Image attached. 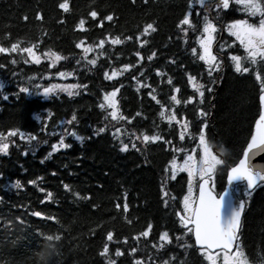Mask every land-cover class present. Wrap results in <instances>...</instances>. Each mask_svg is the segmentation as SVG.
Returning a JSON list of instances; mask_svg holds the SVG:
<instances>
[{"label": "trees", "instance_id": "obj_1", "mask_svg": "<svg viewBox=\"0 0 264 264\" xmlns=\"http://www.w3.org/2000/svg\"><path fill=\"white\" fill-rule=\"evenodd\" d=\"M61 2L64 0H0V43L6 47L15 42L21 47L35 45L41 56L37 65L26 54H0V64H7L0 68V82L5 85L0 90V131L19 128L36 136L35 141L14 137L16 143L9 141V152L0 154V264H135L137 260L143 264H207L177 216L188 186L187 173L179 172L173 179L170 162L182 161L196 147L207 123L209 141L218 151L227 149L223 157L227 166L215 178L217 188H223L227 169L241 157L259 113L257 69L245 64L249 73L235 72L230 55L244 56L245 52L225 29L216 47H224L219 52L224 56L223 65L208 76V65L199 60L204 9L196 5L200 16L194 12L192 17L195 31L184 33L177 26L190 0H67V12L59 8ZM92 10L99 11L101 18L114 14L115 19L100 28L98 20L89 18ZM38 14L43 15L42 20ZM215 14L212 9L211 15ZM220 15L224 22L244 18L232 8ZM81 18L88 21L87 31L76 28ZM150 22L157 30L141 37L147 41L141 46L136 37ZM109 35H120L124 43L111 45ZM129 35L132 41L126 40ZM100 39L106 40L103 50L86 58L75 47L81 40L85 46H95ZM192 48L197 49L196 54ZM49 51L65 59L53 66L46 55ZM153 52L156 56L149 61ZM12 58L17 59L16 64L11 63ZM92 59L97 60L96 65L90 64ZM126 64L132 67L125 70ZM113 71L120 75L108 79L106 74L111 76ZM59 72L65 76L60 77ZM189 75L196 80L190 81ZM261 76L264 78V70ZM52 84L81 87L72 96L66 92L44 96L43 88ZM20 87H29L30 94L20 93ZM117 88L118 114L127 120H113L111 109L99 107L105 103L103 96ZM197 89L204 92L202 99ZM173 95L180 104L171 99ZM201 108L207 116L200 115ZM162 111L165 117L160 116ZM173 111L182 123L187 118L186 129L166 119ZM74 114L77 120L67 124ZM101 127L104 132L99 131ZM116 128L121 131L117 133ZM181 130L185 131L184 141L179 139ZM73 131L76 136L71 135ZM60 135L70 147L54 152L52 145L59 142ZM144 135L163 139L145 142ZM125 143L129 144L127 151L122 150ZM16 180L21 183L19 188L14 186ZM125 203L128 211H124ZM36 211L44 216L36 217ZM51 216L56 221L48 218ZM148 224L153 226L150 235L135 239ZM108 231L114 232L112 242L106 239ZM164 231L173 240L160 249L159 236ZM50 235L61 239L50 242ZM50 243L55 247L50 248ZM105 243H109V252L101 255ZM240 243L250 264H264V185L249 197ZM117 249L124 254L117 255Z\"/></svg>", "mask_w": 264, "mask_h": 264}, {"label": "snow or ice", "instance_id": "obj_2", "mask_svg": "<svg viewBox=\"0 0 264 264\" xmlns=\"http://www.w3.org/2000/svg\"><path fill=\"white\" fill-rule=\"evenodd\" d=\"M196 5L204 9L202 32L199 38V47L201 52L199 54V60L204 61L208 65V76L212 77L213 71H219L223 63L222 59L218 58V55L213 51V45L216 41V36L221 34L225 29L230 34L231 37H235V41H238L239 46H241L245 52L244 56L232 54L230 55L231 61L234 63V69L237 73H249L250 67L245 66L248 64L254 66L257 70L255 72L256 79L260 81V96L259 101L264 109V78L261 76V70H264V0H190L188 10L185 12L183 17L178 22V27L184 33H187L189 29L193 31L196 30V25L193 22V15L200 16V12L196 10ZM59 8L65 12L69 11L70 5L67 0L59 4ZM232 8L234 11L242 13L244 18H235L230 21L224 22L221 12L224 10H229ZM212 9L216 10L214 16L211 15ZM91 21L98 20V26L103 28L105 21L111 22L115 19L114 14H108L101 18V13L97 10H92L88 14ZM38 19L42 20L43 15L38 14ZM25 20L28 19L27 16L24 17ZM86 21L84 18L79 19L76 28L81 31H87ZM219 24V27H218ZM187 26V27H185ZM157 30L154 23H147L139 36L136 39L141 40V46H143L147 41L141 39L146 34H150ZM133 36H127V41H132ZM107 40L110 41L111 45H122L124 40L121 39L120 35L112 37L109 35ZM106 43L105 39H100L99 43L93 46L89 44L85 46V41L81 40L75 45L76 48L82 49L84 57L86 58L89 53L96 50H103ZM36 46L32 45L29 47H21L20 42L11 43L10 47L4 46L0 43V54H5L6 57H14L19 54H26L30 57L31 61L39 65L41 63V56L35 50ZM223 45L220 47L219 52L223 53ZM192 53L196 54L197 49L192 48ZM47 58L51 60L52 65H56L57 62L65 59L58 52L49 51L46 53ZM136 56L140 57L141 60L144 57L140 52H136ZM156 56V52H153L147 57L149 61ZM28 61L26 60L25 63ZM80 60L76 63L80 64ZM12 64L17 63V59L12 58ZM97 60L92 59L90 61L91 65H96ZM125 70L130 69L131 65H124ZM0 68H7V64H0ZM16 75V73H13ZM71 75V73H69ZM120 73L113 71L111 76L106 77L108 79H113L119 76ZM60 77H64V72H59ZM135 78V77H133ZM190 81H195L196 77L189 75ZM171 84V79L168 80ZM39 87V86H38ZM77 84H52L51 86L43 88V95L48 96L54 92H66L69 96L78 94L75 90L80 88ZM86 87V86H85ZM200 87H203L201 85ZM5 85L0 82V90H3ZM193 88H197V85L193 83ZM199 91V89H197ZM176 92L180 89L176 88ZM211 91V89H208ZM20 93L30 94L31 90L29 87H20ZM119 89H114L110 94H105L103 100L105 103H101L99 107L101 109H111V118L113 120L124 119L127 117H121L118 108V101L116 99ZM151 95V92L149 93ZM201 99L204 97V92L199 91ZM7 99V97H4ZM155 99V97H153ZM176 104H180L181 101L176 95L171 97ZM189 98V101L193 100ZM201 116H207L203 108L200 110ZM161 117H165V112L160 113ZM166 119L171 123L176 121V123L181 125L182 129L188 127L187 118L182 123L177 119L176 112L173 111L170 116ZM77 120V116L74 114L70 120L66 123L71 125ZM207 128V123L204 124L203 128L200 130L198 143L195 148L183 157L182 163H177L173 159L170 163L172 166V178L175 179L176 173L186 172L188 176V189L187 194L183 196V208L177 215L180 218V222L187 233L194 235V243L199 247V250L206 260L207 264H250L245 251L243 250L242 244L239 242L238 234L241 228L242 214L245 209L246 201L244 199H236L233 197V191H239V189H234L232 186L236 182H244L243 192L247 196H251L252 192L260 185H264V167H258L253 163L252 158L258 156L260 153H264V110L259 114V118L255 123V132L251 135V139L247 142L246 148L243 149L242 157L238 159L232 166L228 167L227 170V182L229 188H226L223 192H217L215 185V178L218 174H222L221 169L227 166V161L225 154L227 149L220 148L219 151L214 150L215 146L209 141L206 136L205 129ZM100 132H104L105 128L101 127ZM115 131L119 133L121 130L116 128ZM56 135V133H53ZM72 136H76L75 131L71 133ZM14 137H19L20 140L35 141L36 136L31 134H26L19 128L9 129L7 133L0 131V154H7L9 152L10 143L15 144L16 141ZM78 139H83L82 137H77ZM185 131L181 130L179 132L180 141L185 140ZM163 139L159 135H144L143 140L157 141ZM70 145L64 142V136L60 135L59 142L52 145V150L58 151L61 148H68ZM135 148V143L132 144ZM129 149V144L125 143L122 146L123 151ZM199 150V151H198ZM177 152L183 151L182 149H176ZM27 153H25L26 155ZM3 174L0 173V178ZM29 183H34L29 181ZM16 188L21 186L19 180L15 181ZM65 189H68L67 184L64 185ZM194 188H198V194L194 191ZM41 191H44L41 189ZM51 197V193L47 194ZM79 196V193H76ZM164 196H168V192H163ZM117 208H120V204H116ZM124 211H128V205L125 203L123 205ZM36 217H42L44 214L40 211L34 213ZM49 219L56 221L55 216L48 217ZM130 223V221H129ZM152 225L148 224L147 229L139 233L135 239L140 237H148L150 235ZM47 239L52 241H58L61 239L60 236H48ZM108 242H112L114 239V232L108 231L107 237ZM127 237L124 238L127 242ZM176 239H179L177 237ZM173 238L169 235L167 231H164L159 236L160 249L164 248L165 243L171 244ZM181 247H186V245L181 244ZM50 248H54V243L49 244ZM156 247V245H154ZM187 247H191L188 245ZM132 253H136L137 249L132 248ZM109 252V243H105L102 248L101 255H106ZM117 255H123L124 253L117 249ZM114 264V262H112ZM135 264H143L142 260L135 261ZM164 264H168V261H164Z\"/></svg>", "mask_w": 264, "mask_h": 264}, {"label": "water", "instance_id": "obj_3", "mask_svg": "<svg viewBox=\"0 0 264 264\" xmlns=\"http://www.w3.org/2000/svg\"><path fill=\"white\" fill-rule=\"evenodd\" d=\"M261 94V93H260ZM260 96V95H259ZM259 104H260V101H259ZM260 107H261V111L262 110H264V109H262V106H261V104H260ZM258 118H259V116H258ZM257 118V119H258ZM256 119V120H257ZM255 123H256V121H255ZM255 123H254V125H253V131H252V134H254V132H255ZM251 134V135H252ZM251 139V136H250V138H249V140ZM247 146V145H246ZM246 148V147H245ZM242 157V156H241ZM252 161H253V163L254 164H256L258 167H264V153H260L258 156H255V157H253L252 158ZM234 187V185L232 186V188ZM226 188H229V185H228V182H227V179H226V185H225V188H224V190L226 189ZM223 190V191H224ZM222 191V192H223ZM232 195H233V197L234 198H236V196H235V193H234V191H233V193H232ZM237 199V198H236Z\"/></svg>", "mask_w": 264, "mask_h": 264}, {"label": "rangeland", "instance_id": "obj_4", "mask_svg": "<svg viewBox=\"0 0 264 264\" xmlns=\"http://www.w3.org/2000/svg\"><path fill=\"white\" fill-rule=\"evenodd\" d=\"M183 162V160L182 161H178L177 163H182ZM179 172V171H178Z\"/></svg>", "mask_w": 264, "mask_h": 264}]
</instances>
